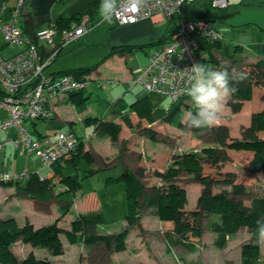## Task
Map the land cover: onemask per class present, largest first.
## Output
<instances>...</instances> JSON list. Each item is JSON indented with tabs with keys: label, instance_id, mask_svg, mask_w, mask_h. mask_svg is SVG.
<instances>
[{
	"label": "trees",
	"instance_id": "16d2710c",
	"mask_svg": "<svg viewBox=\"0 0 264 264\" xmlns=\"http://www.w3.org/2000/svg\"><path fill=\"white\" fill-rule=\"evenodd\" d=\"M100 2V0H93L76 14L58 18L54 24L59 33L58 37L64 30L79 23L83 15L89 17L90 27L99 23L102 20L98 11ZM24 12L22 11L24 20L21 23L18 21V25L26 33L23 25L28 24V17ZM175 23L176 16L166 18V28L159 41L121 46L116 48V51L134 55L136 51L142 50L149 55L151 52L148 49L151 46L156 44L160 46L171 37L175 31ZM41 48L43 49L42 55H45L46 48L44 46ZM200 48L205 53V56L200 58V63L216 70H226L232 78L231 86L235 91L225 103L231 112L237 113L240 110L243 102L251 98L255 87L261 90V99L264 101V42L254 44L247 49L239 43L228 44L217 39L201 42ZM213 49L218 51L217 56L213 55ZM61 52L62 49L58 48L52 61L56 60ZM247 52H251L257 59L253 62H247L246 66H243L240 63ZM95 68L96 66L58 69L52 73L57 75L72 74L75 79L88 78L90 82L93 80L95 83L92 77L85 76ZM87 88L69 92L64 96L79 113L86 111L89 106L90 92H87ZM186 97L188 95L171 101L170 106L166 109L153 106L148 95L135 98L129 105H126L120 97L112 101L102 100L98 102V111L94 114H87L83 121L86 126H93L95 134L108 135L111 141L115 142L124 127L130 130L134 128L135 125L131 120L132 114L136 116L138 124L141 120H145L147 123L168 122L175 116L184 114L187 108L186 103H184ZM179 126L182 127V124L180 123ZM34 129L36 130V128ZM190 129L195 133L209 132L218 146H207L200 149L199 152L190 151L174 157L173 162L167 166L164 172L157 173L163 181L160 184L145 185L142 181L145 177V170L142 166L134 171L124 167L118 176L107 177L104 180L106 185L120 182L124 186L127 212L125 214L126 224L123 228L109 234L95 233L93 231L95 225L106 223L102 212L78 214L66 229L57 226L56 220L35 228L27 220L23 225H19L12 216L0 217V264H51L46 257H35L32 253L25 258H17L13 253L12 246L17 240H21L33 246L45 248L51 255H58L62 252L60 233L64 234L71 243L81 238L87 245L103 242L106 246H112L116 251L123 250L130 228L137 227L141 231L139 210L142 206L152 207L158 219L173 223L172 228L163 232L166 253H170L177 246H181L191 253L197 252L198 245L195 240L200 237L203 220L207 218V227L215 233L214 244L218 248H223L227 237L235 233L240 226H246L249 238L242 244L239 264H263L259 253L260 236L256 232V225L258 220L264 219V194L249 197L248 203L236 198L248 194L250 191L247 187L236 183L235 173L221 170L219 165L227 159V149L247 150L252 153L247 165L248 174L253 175L264 170V137L258 134L264 133V111L251 115L248 125L240 128L239 137L231 136L230 128L226 124H212L201 129ZM145 130L150 138H153L157 131L150 125L145 127ZM76 136L78 144L75 153L62 163L57 161L52 164L51 171L53 174L51 177H41L37 172L30 171L29 177L24 180H0V184L11 186L16 193L40 201H49L54 197L62 196L69 199L82 186L76 166L81 161H85L88 165L92 162L91 156L87 153L82 154L81 135L76 134ZM204 163L215 167V171L203 174ZM69 168L74 172L68 171ZM183 171L193 174L195 179L202 184L201 192L193 209L185 208L187 202L186 189L176 182L178 174ZM92 172L93 170L90 168L88 174ZM57 184L63 185V189L56 192ZM184 264H202V262L196 260Z\"/></svg>",
	"mask_w": 264,
	"mask_h": 264
},
{
	"label": "rangeland",
	"instance_id": "374dc122",
	"mask_svg": "<svg viewBox=\"0 0 264 264\" xmlns=\"http://www.w3.org/2000/svg\"><path fill=\"white\" fill-rule=\"evenodd\" d=\"M181 14L184 20L209 21L212 28L221 35L220 40L222 42L228 44L239 43L241 45H248L255 42L253 35L243 32V27H234L226 22L227 8L213 7L204 2L191 3L182 8ZM88 27L90 28L88 33L64 47L56 60L52 61L46 69L57 71L58 69L88 68L96 66L95 69L99 70L101 75L106 76H102L104 78H101L105 80V83L103 86L97 87L94 81L91 80L87 88V92H90L89 106L86 111L80 113L77 112L74 105L64 97L67 93L59 92L58 95L63 97L53 102V105H51L52 116L46 122L36 121L35 128L38 134L43 135L50 141L55 140L56 134L60 130H64L65 128L72 129L75 134H79L82 137V154L87 153L92 157L90 165L85 161H81V163L76 166L77 174L82 184L81 189L76 191L69 199H66V196L54 197L52 206L55 208V215L51 221L56 220L57 226L60 228H68L70 222L78 214L88 213L79 211L81 205L84 206L85 203L86 206L93 209L90 212H102L104 214L106 223L103 222L95 225L93 231L97 234H109L116 231L112 232L109 229V231H106L107 226L109 228H119L125 225V214L127 212L126 192L123 184L120 182L106 185L104 183V174L96 171L101 168H113L119 163V160H122L123 166L130 170L132 169V171L142 166L146 171L143 182L151 183L155 181V179L159 180L160 177H158L157 173L164 172L167 166L171 165L174 157L190 151L199 152L200 149L207 146L213 147L218 145L209 132L195 133L187 126L186 115L191 112L190 110H194L189 96L184 99V103H186L185 105L187 107L184 114H179L168 122L154 121L148 124L143 122L146 126L142 128V122L138 124L137 118L134 117V128L130 130L124 127V133L120 134L121 138L119 137L116 142L110 141V137L100 138L94 135L93 126H86L83 119L87 114H94L98 111V102L102 100H117L120 97L126 105H129L135 98L149 95L150 102L152 105L154 104L153 106L166 109L170 106L171 99L156 94H148L140 87H132L131 82L125 79L128 73L135 75L140 70L141 67L139 68L138 65L145 54L142 50H138L135 52L136 55H134L132 59L125 53H118L116 48L118 49L121 46L127 45L144 44V42L134 39L125 41L123 36L118 35L119 33L117 30H120L121 27L115 22L114 18L111 23L101 20L99 23L95 24L94 27H90L89 24ZM164 29L165 27H163V30ZM120 33L125 34L123 30H121ZM161 35L162 34H160L158 39L161 38ZM3 43H5V41L0 32V44L2 45ZM145 43L147 44L150 42L145 41ZM9 48H17L18 51L21 47L9 45ZM213 50V55L217 56L218 51L215 49ZM3 54L6 55L4 51ZM202 54L204 57L205 53L202 52ZM252 59L253 57L250 55V52H247L246 55L243 56L240 64L246 66L247 62H251ZM94 70L85 76L92 77ZM261 96V90L255 87L251 98L243 102L242 107L237 113L231 112L229 106L225 104L220 118L216 120L213 125L226 124L230 128V135L239 137L240 128L248 125L251 115L259 111H264V101L261 99ZM125 108L128 107L125 106ZM180 123L182 127L179 126ZM26 125H28L34 136H38L36 130L29 122H26ZM149 125L157 130L153 138L148 137L145 130V127ZM84 127H86L84 131L86 135H84L82 131ZM92 134L93 136H90ZM258 134L264 137V133L260 132ZM0 136L1 140L9 137L6 136L5 133H0ZM122 139H124V141ZM125 143H128L125 149L126 153L123 150L125 148ZM115 153L118 157L117 160L113 159ZM251 154V151L247 150L227 149V159L219 165V169L221 170L227 168L234 170L235 172L233 173L236 175V183L248 188L250 191L248 194L235 196L245 203H248L249 197L253 195L264 194V170L254 175H249L247 172V165L251 158ZM145 157H150V159H144ZM105 160L107 162H105ZM25 165L28 166L29 171L37 172L41 177L47 176L46 174L51 169V166H45L35 155H29L25 159L23 155L15 150L13 145H7L0 151V174L2 172L8 174L19 172ZM108 165H110V167ZM90 168L93 172L88 174ZM67 170L72 173L74 172L70 169ZM213 171H215V167H211L204 163L203 174ZM116 172L119 173V170L115 171L113 174ZM109 178H112V176H109ZM196 181L198 180L195 179L193 174L189 176L181 172L176 178L177 183L186 186L187 202L185 208L187 209H193L196 205V194L199 192L198 182ZM9 188H11V186L0 184V215L6 212H12L16 214L19 222L23 225L25 222L23 214L26 212L29 216L32 215V219H34L33 222L29 221L33 227H40L38 224H42L43 219H40L38 222L39 218L37 215H39L42 210L44 211V209L45 212L51 211L49 205L43 206L33 201L28 196H19L15 193L14 189V192H12ZM61 189H63V185L57 184L55 191L57 192ZM83 194L85 197L90 195L87 202H85V199L82 201L79 200L83 197ZM92 196L94 200H91ZM94 203L97 205L95 206ZM206 220L207 218L203 220V228L200 237L198 240H195L198 243V251L188 258H198L203 260L204 264H238L241 258L242 244L249 238L247 227L240 226L235 233L227 237L224 247L218 248L214 244L215 233L207 227ZM61 234L62 233L59 234V238H65V236ZM141 234H143L142 229L139 231V235ZM63 242L65 244H62V252L58 255L46 254L44 250H41V247L33 246L30 243H28L31 247V251H29V246L21 247L26 244L25 242L17 243L16 252L18 255H21L22 258L32 253L35 257H46L50 263L52 261L56 264H68L70 261H73L74 264H82L84 257L93 261L89 264H105L110 262L109 260L111 258L114 259L111 253H114L113 251L116 250H114L112 246H106L103 242L87 245L81 238L74 243L69 242L67 239H64ZM101 247H104L105 251H99ZM33 248L34 250H32ZM259 253L264 264V237L259 238ZM18 257L19 256H17V258ZM179 260L178 258L175 262L181 264L182 262ZM85 264H88L87 261H85Z\"/></svg>",
	"mask_w": 264,
	"mask_h": 264
},
{
	"label": "built area",
	"instance_id": "2783aa9c",
	"mask_svg": "<svg viewBox=\"0 0 264 264\" xmlns=\"http://www.w3.org/2000/svg\"><path fill=\"white\" fill-rule=\"evenodd\" d=\"M26 1L17 0L9 20L0 18V32L5 44L21 47L8 56L0 50V133L9 136L4 140L0 136V151L13 145L25 159L35 155L45 166H51L72 157L78 144L76 134L70 129L60 130L55 140L50 141L40 137L37 130L38 136H34L26 122L34 128L36 121L46 122L52 116L53 102L63 97L58 95L59 92L69 93L89 86L88 78L79 80L72 74L57 75L46 69L58 48L63 49L88 32L89 17L81 16L79 23L64 30L59 37L54 24L27 34L18 25ZM199 2L218 8L228 5V0H115L113 18L120 25L151 19L155 15L176 16L174 33L147 56L146 63L131 78L132 87L168 97L171 101L187 96L185 69L200 63L203 56L200 43L221 39L209 21L181 18L184 6ZM41 46L46 48L45 55H42ZM94 80L98 87L105 83L101 78ZM29 175L25 165L19 172H2L0 180H24Z\"/></svg>",
	"mask_w": 264,
	"mask_h": 264
},
{
	"label": "crops",
	"instance_id": "0c3cea01",
	"mask_svg": "<svg viewBox=\"0 0 264 264\" xmlns=\"http://www.w3.org/2000/svg\"><path fill=\"white\" fill-rule=\"evenodd\" d=\"M92 1L93 0H27L24 7H23V12L25 11L24 13L28 17V24L23 25L24 30L26 31L27 34H33L35 32L44 30L50 24H55V22L58 18H60L62 16L74 15ZM16 2H17V0H0V18L1 19H4V20L10 19L12 9L16 5ZM225 8H227L226 22L229 25L234 26V27H243V32H246L250 35H253L255 38L254 43L248 44V45H242L243 47L249 49L254 44H257L259 42H264V0H228V5ZM181 13H182V11H181ZM181 18H182V16H181ZM23 20H24V17L22 16V13H21L18 21L21 23ZM165 20H166L165 17H163L161 15H155L151 19L140 20L136 23L122 24V25L119 24L121 29L117 30V32L119 33L118 35L123 36V39H125V41H131L132 39H134L137 41L144 42V44H146L145 41L155 42V41H159L163 37L164 30H165V29L163 30V27L166 28ZM121 30H123V32L125 34L120 33ZM160 34H162L161 38L158 39ZM158 46H157V44L153 45L148 49V51L151 52ZM0 50H1L2 54H3V51H4V53H6V55L5 54H3V55L8 56V55L15 53V51H17V48L11 49V48H9V45H6L5 43H3L2 45L0 44ZM5 51H7V52H5ZM134 55H136V54L134 53ZM134 55H128V56H130V58L133 59ZM250 55L253 57L251 62H253L257 59V57L252 55L251 52H250ZM147 56H148V54L146 53L145 56L142 57L143 59L140 61L139 65H138L139 68L140 67L142 68L143 65L146 63ZM47 71L52 72V70H47ZM132 75L133 74L128 73V75H126L125 79L127 81L131 82ZM102 76H105V75H101V72L97 69H95L94 73L92 74V78H96V79L98 77L104 78ZM103 81H105V80H103ZM110 101H112V100H110ZM134 117H136V116L132 114L131 115L132 122L134 120ZM141 122H142V126H141L142 128L144 126H146L143 123V122H146L145 120H141ZM146 124H148V123L146 122ZM65 129H70V128H65ZM85 129H86V127H84L82 130L84 135H86V133L84 132ZM122 133H124V128L120 134H122ZM93 134L96 136H99L100 138L109 137L106 135L105 136L97 135L94 132H93ZM93 134L90 136H93ZM119 137L121 138V135H119ZM122 140L124 141V139H122ZM127 145H128V143L124 144L125 148L123 150L125 153H126L125 149L127 148L126 147ZM117 158L118 157L115 153L113 155V159L117 160ZM147 158L150 159V157H145L144 159H147ZM105 162H107V161L105 160ZM122 163H123V161L119 160V163L116 164L113 168H111L110 165H108L110 168H108V167H107L108 169L107 168H105V169L101 168L100 170H98L96 172H102L104 174L103 175L104 180L109 176H112V177L118 176L120 174V172L122 171V169L124 168ZM117 170H119V173L116 172L115 174H113ZM224 171L235 172L234 170H231L229 168L224 169ZM181 173L182 174L185 173L189 176L191 175V174H188L184 171ZM257 173H259V172H257ZM257 173H255V174H257ZM52 174L53 173L50 169V171L46 174L47 176H45V177H51ZM145 176H146V171H145ZM144 179H145V177L143 178L142 181H144ZM162 182H163L162 179L159 178V180L155 179V181H152L151 183L145 182L144 184L145 185L160 184ZM196 182H198V186H199L198 187L199 192L196 194V197H198V195L200 194V190L202 189V184L199 182V180ZM184 188L186 189V186H184ZM9 190L14 192L12 187L9 188ZM186 192H187V189H186ZM17 195L26 196V195L21 194V193H17ZM89 196L85 197L83 194V197L79 200L82 201L85 199V202H87V199L90 198ZM31 199L33 201L37 202L38 204L43 205V206L49 205V207L51 209V211H49V212H45V209H44V211L42 210V212L39 215H37V217L39 218L38 222L40 219H43V223L38 224V226L39 225L40 226L45 225V224H48L49 222H51V220L54 218V215H55V208L52 206V204L54 203V198L52 200H49V201H40V200H36L34 198H31ZM92 199H93V196L91 197V200ZM76 201H75V203H76ZM94 205L96 206L97 204L94 203ZM92 210L93 209H90L89 206L85 205V203H84V206L81 205V209H79V211H83V212H90ZM5 216L14 217L16 219V221L18 222V224L21 225L16 214H14L12 212H6L5 214L0 215V217H5ZM23 219H24V221H25V219H27L30 222L34 221V219H32V215L29 216V214L26 212L23 214ZM139 222H140L143 234L139 235V231H138L137 227L130 228L128 235H127V238H126V248L122 251H113L114 253H111V255L114 256V259L111 258L109 260L110 262L105 263V264H178L177 262H175V261H177L178 258L180 259L179 261L182 262L181 264L189 263V262L196 261V260H199L202 262V264H204L203 260H200L198 258L189 259L188 257L191 256L193 253L188 252L186 249H184L181 246H177V247L173 248V250L170 253L165 252V239L163 236V232L167 229L172 228L173 223L171 221H163V220L158 219V217L154 213V209L152 207L142 206L140 208V210H139ZM125 224H126V222H125ZM123 227L124 226H120L119 228H109L107 226L106 231H109V230L112 232L118 231V230H120V228H123ZM61 235L63 236L64 234H61ZM260 237H262V236H260ZM64 239H67V238L66 237L65 238L60 237L61 243L63 245L65 244L63 242ZM18 242H22V241L17 240L13 244L12 250L17 256H19L18 258H22L21 255H18V253L16 252V246H18L17 245ZM197 245H198V243H197ZM25 246L26 247L29 246L28 250L31 251L30 250L31 247L28 243L24 244L21 247H25ZM69 246H71V245H69ZM32 250H34V248ZM41 250H44L46 252V254H49L45 248H41ZM99 251H101V252L105 251V248L101 247V249ZM92 252L94 253L93 250H92ZM194 253H196V252H194ZM98 258H99V256H98ZM85 261H87L88 264L93 262L91 259H86V257H84L82 264H85ZM239 262H240V260L238 261V264H239ZM70 263L74 264L73 261H70ZM70 263H68V264H70ZM51 264H56V263L51 261Z\"/></svg>",
	"mask_w": 264,
	"mask_h": 264
},
{
	"label": "clouds",
	"instance_id": "9594fccd",
	"mask_svg": "<svg viewBox=\"0 0 264 264\" xmlns=\"http://www.w3.org/2000/svg\"><path fill=\"white\" fill-rule=\"evenodd\" d=\"M98 11L103 22L111 23L116 11L115 0H101ZM185 76L187 95L195 109L186 115L187 126L205 128L220 118L228 97L235 91L231 86L232 78L228 71L203 63L185 69ZM256 232L264 237V219L257 221Z\"/></svg>",
	"mask_w": 264,
	"mask_h": 264
}]
</instances>
